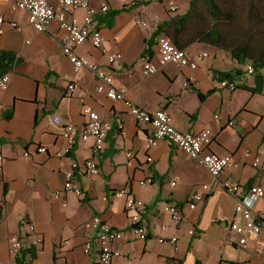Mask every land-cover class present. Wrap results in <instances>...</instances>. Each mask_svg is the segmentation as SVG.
Listing matches in <instances>:
<instances>
[{
  "label": "crops",
  "instance_id": "crops-1",
  "mask_svg": "<svg viewBox=\"0 0 264 264\" xmlns=\"http://www.w3.org/2000/svg\"><path fill=\"white\" fill-rule=\"evenodd\" d=\"M14 1L0 0V12L18 24L0 34V52L15 56L8 87L0 88V264H16L18 253L11 251L12 240L24 238L23 250H27L34 248L28 241L33 235L42 241L36 246V257L27 255L30 264H97V253L83 250L91 235L84 223L98 215L113 227L127 228L131 212L126 210L125 197L114 195L120 188L144 202L142 216L149 237L143 240L129 234L128 239L115 243L120 254L112 264H219L222 259L264 264V229L245 245L231 236L229 222L235 216L237 198L221 184L228 181L243 190L264 185V82L257 92L220 87L213 70L241 69L238 85L252 88L258 84V73L248 74L250 64L240 63L230 52L193 41L186 30L180 32L176 20L189 11L191 0H176L179 8L175 12L168 9V0H90L94 6L109 7L98 16L104 45L96 48L87 40L75 52L102 65L108 64L110 53L121 52L122 59L112 65L114 84L126 87L133 102L149 112L166 108L173 125L182 131L197 133L209 128V148L239 162L235 169L226 168L219 181L205 166L177 153L172 143L159 140L149 146L153 127L137 122L123 101L99 92L93 72L74 68L58 40V21L51 22L50 30L37 31L28 22L27 11L12 8ZM75 14L82 20L85 10ZM138 19L148 24L143 26ZM160 25L170 38L187 43L190 53L207 54L198 59L197 68L168 63L155 74L142 73L143 61L158 55L155 39L147 52L146 45ZM259 72L264 78V69ZM189 78H194L192 84L184 87ZM83 104L112 123L100 153H95L93 138L78 139L66 151L69 144L63 128L69 123L83 125ZM230 120H235L233 126ZM37 145L47 151L37 152ZM26 150L29 155L24 154ZM149 155L152 161H147ZM257 156L260 161L254 165ZM87 159H94L100 171L78 172L85 196L66 192L64 206L54 196L63 187L64 172L74 160ZM204 184L212 186L211 191L202 190L203 201L194 209L186 208L185 220L175 223L164 205L185 202ZM256 209H264V197ZM193 227L195 233L189 234ZM173 235L179 238L177 244L159 241Z\"/></svg>",
  "mask_w": 264,
  "mask_h": 264
},
{
  "label": "built area",
  "instance_id": "built-area-1",
  "mask_svg": "<svg viewBox=\"0 0 264 264\" xmlns=\"http://www.w3.org/2000/svg\"><path fill=\"white\" fill-rule=\"evenodd\" d=\"M167 7L170 11L175 12L179 8L176 0H168ZM15 10H25L28 13V22L37 31L50 30L53 20H57L61 33L57 36L61 44L62 51L66 54L76 70L88 69L94 73L98 79L97 89L104 92L107 97L113 101H123L129 112L135 117L137 122L150 124L153 127V133L148 139L149 146L155 145L159 140H166L174 145L177 153L187 155L190 159L197 161L205 166L215 181H219L220 174L226 169H235L239 167V162L232 155H221L212 151L209 146L212 141V132L209 128L194 133L191 131H182L176 128L172 123L170 112L166 108H159L154 112H149L141 106L133 102L127 95L126 87H117L114 84L115 75L112 65L122 59L121 52H113L108 55V64L102 65L92 60L87 55H79L75 52V48L83 44L87 40H91L96 48H102L104 45V36L98 24V16L104 14L108 10L107 5L100 7L91 4L90 0H15L12 4ZM84 9L85 14L80 20L75 11ZM143 26L148 24L143 19L137 21ZM17 22L10 21L3 12H0V34H3L7 28H16ZM155 44L158 48V55L154 59L147 57L143 61L142 73L147 76L155 74L159 69L168 63H173L179 68L188 67L195 69L198 66V59H202L207 54H192L185 49L179 48L166 35L161 34L155 38ZM248 74L254 73V67L248 65L246 67ZM10 77L6 73L0 76V88L7 89ZM194 78L185 81L184 87H189ZM218 84L222 88L235 90L238 86L237 80H219ZM72 88L71 84L68 86ZM82 114L86 117L82 126L75 124H66L63 128V136L68 141L66 151L69 153L71 147L78 139L83 141L93 138L95 153L103 150L108 132L112 128L109 119L102 117L90 105H82ZM229 125L233 126L235 120H230ZM37 152H46L47 149L43 145H37ZM248 153V151H246ZM29 155V151L24 152ZM59 156L61 152L57 153ZM131 156V152H127ZM2 156H0V164ZM147 161H152L149 155ZM260 157L257 156L254 165H258ZM86 172L89 174H98L100 168L94 159L84 161L74 160L69 169L64 172L65 180L63 187L55 191L56 199L61 200L65 206L66 202L63 195L66 192H72L80 198L85 196V191L77 180L78 172ZM145 184V180L140 181ZM175 184V182H172ZM229 193L237 198L235 206V216L229 222L231 236H237L240 245L247 244L250 237H258L264 229V209H256L257 202L264 197V185L254 184L243 190L239 184L231 182L221 183ZM212 186L209 184L202 185L201 191L197 190L183 203H168L164 205V210L170 214L171 219L179 224L185 220L184 210L186 208L194 209L198 203L203 201L204 191H211ZM114 195L117 197H125L126 210L131 212L130 224L127 228H116L106 223L100 216L95 215L84 223L86 231L91 235L84 242L83 250L86 254L93 251L97 253V264H112L114 257L120 252L114 248V244L121 240L129 238V234L137 239H146L149 237V228L147 222L142 216L144 202L132 195H129L124 188L116 189ZM162 230L166 229V225L161 226ZM189 234L195 233V228L188 230ZM178 236L173 235L169 238H159L160 242L178 243ZM32 246H38L42 241L39 235H33L28 238ZM24 238H14L11 242V251L18 253L24 248ZM262 251V247H259ZM219 264H250L249 262H230L222 260Z\"/></svg>",
  "mask_w": 264,
  "mask_h": 264
},
{
  "label": "trees",
  "instance_id": "trees-1",
  "mask_svg": "<svg viewBox=\"0 0 264 264\" xmlns=\"http://www.w3.org/2000/svg\"><path fill=\"white\" fill-rule=\"evenodd\" d=\"M135 2L134 4H136ZM250 24L248 28L239 30V26L234 22L235 15L233 10L224 11L217 0H191L189 11L179 17L176 23L179 24L181 31L189 32V37L193 41L205 42L215 47L230 52L232 57L240 63H249L254 67V71L258 73V84L256 87L247 85H238L237 88L243 87L253 92L261 91L264 78L259 74L264 69V44L262 42V34H264V12L258 9L255 0H248ZM114 11V13H117ZM162 25L158 26L152 38L147 41L146 52L150 50L153 40L161 34L169 37ZM241 35L239 40L235 34ZM170 38V37H169ZM188 38V37H187ZM179 48L185 49L187 43H180L179 40L170 38ZM257 39V42H255ZM260 39V41H258ZM189 41V38H188ZM190 44V42H188ZM15 56L12 52L3 50L0 52V76L9 73L12 69ZM218 80H237L243 71L241 69H233L230 71L213 70ZM7 117L10 114L6 115ZM18 252L16 264H30L27 255L31 258L37 256L38 247Z\"/></svg>",
  "mask_w": 264,
  "mask_h": 264
},
{
  "label": "rangeland",
  "instance_id": "rangeland-1",
  "mask_svg": "<svg viewBox=\"0 0 264 264\" xmlns=\"http://www.w3.org/2000/svg\"><path fill=\"white\" fill-rule=\"evenodd\" d=\"M217 2L221 7H223L222 9L224 11L233 10L235 15L234 22L239 26V30L248 28L250 24V19L248 17V13H249L248 0H217ZM255 3L258 9L264 12V0H255ZM262 30H264V27H262ZM235 36L239 38V40L242 39L241 35H238V33L235 34ZM261 40L262 42L260 41V39L258 41L264 44V34H262ZM255 42H257V39H255Z\"/></svg>",
  "mask_w": 264,
  "mask_h": 264
},
{
  "label": "bare ground",
  "instance_id": "bare-ground-1",
  "mask_svg": "<svg viewBox=\"0 0 264 264\" xmlns=\"http://www.w3.org/2000/svg\"><path fill=\"white\" fill-rule=\"evenodd\" d=\"M169 38V37H168ZM187 50V49H186ZM251 65V64H250ZM188 88V87H187Z\"/></svg>",
  "mask_w": 264,
  "mask_h": 264
}]
</instances>
